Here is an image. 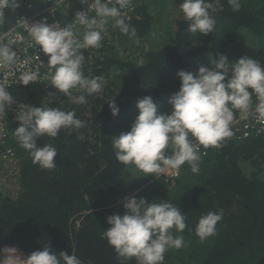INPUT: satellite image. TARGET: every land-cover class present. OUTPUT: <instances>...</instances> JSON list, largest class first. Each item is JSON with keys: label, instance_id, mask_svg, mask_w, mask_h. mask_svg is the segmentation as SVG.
Instances as JSON below:
<instances>
[{"label": "trees", "instance_id": "obj_1", "mask_svg": "<svg viewBox=\"0 0 264 264\" xmlns=\"http://www.w3.org/2000/svg\"><path fill=\"white\" fill-rule=\"evenodd\" d=\"M17 2L18 7L13 0L5 12V26L43 6L41 0ZM221 2L223 11L215 14V29L207 36L188 31L178 8L182 0L137 5L129 20L135 36L112 27L111 38L102 41L101 48L81 50L86 58L84 75L105 80L101 93L72 92V96L85 94V104H76L60 92L27 93L33 107L74 111L84 126L38 139L39 146L50 143L57 149L54 170L40 168L17 140L12 141L22 169L19 192L0 193V249L17 247L29 255L50 244L57 254L71 255L74 246L83 264H121L101 234L109 227L106 218L123 215L125 198L139 190L135 197L152 202L161 196V201L173 203L186 215L187 227L181 235L193 249H169L163 264H264V136L225 139L222 148L202 156L199 174H193L186 162L173 186L164 180L152 182V174L118 162L111 142L113 136L130 130L140 98L151 96L160 113L170 114L168 100L179 91V71L195 74L201 66L211 67L210 61L218 55L230 63L244 56L256 60V51L264 46V0H240L239 11H233L228 0ZM158 26L167 37L164 46L145 49L135 59L119 57L118 46L127 49ZM114 98L120 109L115 118L108 106ZM8 123L14 135L20 124L15 118ZM165 151L171 155V149ZM219 210L224 214L216 235L201 242L195 235L200 217ZM123 264L137 262L133 258Z\"/></svg>", "mask_w": 264, "mask_h": 264}, {"label": "clouds", "instance_id": "obj_2", "mask_svg": "<svg viewBox=\"0 0 264 264\" xmlns=\"http://www.w3.org/2000/svg\"><path fill=\"white\" fill-rule=\"evenodd\" d=\"M85 2V0H84ZM8 0H0V24L4 22L3 8ZM89 3V0H87ZM233 11L241 8L240 0H228ZM130 0H91L89 9L95 12L78 11L73 24L84 28L82 39L77 38L72 25L61 27L59 23L46 21L28 25L32 41L48 57V65L54 71L51 82L60 93L71 97L76 104L87 103L86 95L101 93L105 86L103 76L88 78L83 65L86 58L82 49L102 47L103 35L111 19L113 27L124 35L135 36L134 27L123 9ZM14 6L18 7L17 0ZM188 31L207 36L215 29V14L223 11L221 0H182L179 5ZM17 53L7 45H0V66H10ZM211 67L201 66L197 73L179 71V91L168 100L170 114L159 112V106L151 96L137 100L138 115L130 130L111 138L118 162L133 164L145 174H163L169 170L179 172L186 162L193 174H199L202 156L200 146L222 148L223 141L234 133L232 124L238 110L246 116L252 110L253 95L258 103L255 112L264 118V68L251 57H241L229 62L224 55L210 61ZM36 80L34 72H25L20 81L28 85ZM73 89L82 93L72 96ZM252 90V92L249 91ZM16 101L0 85V119L6 116V108ZM113 118L120 109L115 98L108 103ZM16 120L20 126L14 135L18 144L28 151L33 163L40 168L54 170L57 149L53 144L38 145L42 136L55 138L61 129H79L84 121L74 111H63L52 107L18 105ZM171 149V155L166 154ZM124 214L107 217L109 227L101 234L123 264L135 258L137 264H163L169 249L185 246L181 233L187 227L186 215L171 202L145 198L126 197L123 202ZM223 210L202 215L196 225L195 235L201 242L216 235V226L223 219ZM175 229V234L173 233ZM71 255L61 251L57 254L50 244L42 250L25 255L17 247L0 249V264H83L76 255L74 246ZM91 264V262H89Z\"/></svg>", "mask_w": 264, "mask_h": 264}, {"label": "built area", "instance_id": "obj_3", "mask_svg": "<svg viewBox=\"0 0 264 264\" xmlns=\"http://www.w3.org/2000/svg\"><path fill=\"white\" fill-rule=\"evenodd\" d=\"M144 1L147 0H130L129 7L123 9L124 15L131 19L137 5ZM12 2L13 0H8L7 6L2 9L4 19L5 12L11 8ZM90 2L91 0H89ZM41 3L43 4L41 8H36L32 13H26L17 17L10 26H5L4 23L0 24V45H7L17 53V58L12 65L7 67L0 66V85L6 87V91L16 101L11 108H6V116L0 119V193L4 196L8 195V189L12 190V195H16L19 192L18 184L22 169V158L12 144V141L17 139L9 130V119H16L18 105L32 106L28 100V92L33 90H38L42 93L59 92L51 82V73L54 69L50 68L48 57L29 36L28 25L31 26L34 23L44 21L48 24L59 23L61 27L72 25L77 38L82 39L84 28L78 24H73L76 12L85 10L90 17L95 16V12L89 9L87 0L85 2L84 0H41ZM73 7V11L63 12L65 8ZM113 23L114 21L110 19L106 30L102 33L104 41L105 38H111ZM256 53V60L264 68V46L259 51H256ZM29 71L36 74V80L30 82L28 85H23L20 77ZM71 91L75 93L80 92L76 89ZM249 91L252 92L251 89ZM252 98V110L246 116H243L238 110L236 111L232 130L234 133L233 137L237 141H245L255 136H264V118H260L255 112L258 100L255 95ZM210 149L216 148L208 147L205 149L203 146H200L202 154L209 152L208 150ZM182 166L178 173L174 170H169L159 175L152 174V182L164 180L169 182L171 186L174 185V182L181 174Z\"/></svg>", "mask_w": 264, "mask_h": 264}, {"label": "rangeland", "instance_id": "obj_4", "mask_svg": "<svg viewBox=\"0 0 264 264\" xmlns=\"http://www.w3.org/2000/svg\"><path fill=\"white\" fill-rule=\"evenodd\" d=\"M105 40H108V38H105ZM133 43L128 45L127 49H126V46H121V47L118 46L119 57L121 58L130 57L132 59L133 58L135 59L136 57H140L146 51L145 49L148 50V49L164 46L167 43V37L163 29H161L158 26V28H155L154 32L150 33L148 37L138 39ZM168 188L170 189L171 187L169 186ZM8 193L10 194V196L15 195V194L12 195L11 189H8ZM161 199L162 197L158 196V200L161 201ZM196 246L199 247V244L197 243ZM192 247H193V244L185 242V246L182 247V250L191 251V249H193Z\"/></svg>", "mask_w": 264, "mask_h": 264}, {"label": "crops", "instance_id": "obj_5", "mask_svg": "<svg viewBox=\"0 0 264 264\" xmlns=\"http://www.w3.org/2000/svg\"><path fill=\"white\" fill-rule=\"evenodd\" d=\"M73 9H74V7H73V8H65L63 12H71V11H73ZM151 179H152V178H151ZM151 183H152L151 180L148 181V182H147V183H146L141 189L147 187V185H149V184H151ZM141 189H140V190H141ZM138 191H139V190H138ZM138 191H136L131 197L135 196V195L138 193Z\"/></svg>", "mask_w": 264, "mask_h": 264}]
</instances>
